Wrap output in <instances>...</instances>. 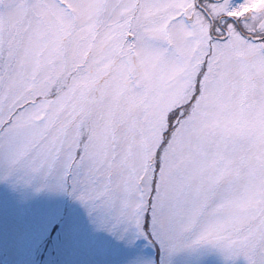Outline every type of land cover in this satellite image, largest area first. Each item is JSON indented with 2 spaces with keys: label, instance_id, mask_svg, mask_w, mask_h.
Wrapping results in <instances>:
<instances>
[{
  "label": "snow or ice",
  "instance_id": "6c2138e0",
  "mask_svg": "<svg viewBox=\"0 0 264 264\" xmlns=\"http://www.w3.org/2000/svg\"><path fill=\"white\" fill-rule=\"evenodd\" d=\"M0 185L25 264H264V0H0Z\"/></svg>",
  "mask_w": 264,
  "mask_h": 264
},
{
  "label": "rangeland",
  "instance_id": "374dc122",
  "mask_svg": "<svg viewBox=\"0 0 264 264\" xmlns=\"http://www.w3.org/2000/svg\"><path fill=\"white\" fill-rule=\"evenodd\" d=\"M0 203L7 207L10 196L7 190L0 185ZM69 259L77 257L69 256ZM85 259V256L78 257ZM26 244L23 239L11 237L7 232L0 231V264H25Z\"/></svg>",
  "mask_w": 264,
  "mask_h": 264
}]
</instances>
